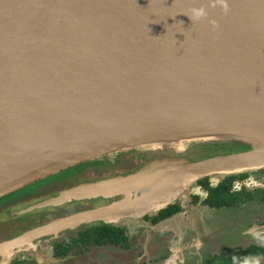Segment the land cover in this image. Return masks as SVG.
<instances>
[{"label": "water", "instance_id": "water-1", "mask_svg": "<svg viewBox=\"0 0 264 264\" xmlns=\"http://www.w3.org/2000/svg\"><path fill=\"white\" fill-rule=\"evenodd\" d=\"M206 135L257 147L198 161L147 151L134 174L32 208L120 199L0 251L92 222L117 226L202 178L264 169V0H0V198L113 153Z\"/></svg>", "mask_w": 264, "mask_h": 264}, {"label": "flooded vegetation", "instance_id": "flooded-vegetation-1", "mask_svg": "<svg viewBox=\"0 0 264 264\" xmlns=\"http://www.w3.org/2000/svg\"><path fill=\"white\" fill-rule=\"evenodd\" d=\"M178 148L181 150L183 149L184 145H177ZM223 148H218V152L222 151ZM223 152V151H222ZM128 159V163H135L140 164L142 161L145 160L137 157H131ZM122 159L119 162L109 163L108 167L111 169H118L121 168ZM94 168V167H93ZM92 169V168H91ZM98 170V169H92ZM87 169L83 168L82 171L79 172H70L73 174L78 173V176L86 175ZM68 175V174H67ZM77 176V177H78ZM234 176V175H233ZM67 177V176H66ZM256 177V176H255ZM69 178V177H68ZM80 178V177H79ZM228 177L222 179L226 180ZM78 179V178H77ZM207 179L208 186L211 188L217 187L220 182L215 185L209 182ZM200 179V180H202ZM198 182V181H197ZM195 183L194 187L191 189L190 194H186L189 199L185 201L177 199L176 203L167 205L166 208L161 209L155 214H144L140 217L136 223L139 226H136L134 229H129L127 226L121 227L119 225H109L104 224L103 222H92L89 224L82 225L78 228H75L73 231H64L57 235L51 236H44L37 240H32L31 244H25L22 247H17L16 249L7 250V251H0V264H60L64 260H69L71 258V251L73 247H81L83 249H90L91 247L103 249V248H111L117 249L124 252H127L133 249L132 242L135 241V235L133 234H141L143 236V244L141 245V254L139 257L142 258L141 264H173L175 260L182 255L183 264H220L222 260L234 258L240 252H248L250 247H256L258 249H262L264 251V190H252L248 189V186L252 184L251 175H244V176H236L235 179L232 181L229 192L231 195L239 197L241 200L238 202V205L233 207L222 206V207H215L211 206L207 200L209 198V191L204 186ZM76 183L73 182V184ZM259 186H261L260 182H255ZM72 184V183H71ZM67 185L63 188L56 187L55 184L49 183L50 189L47 191H37L33 195L31 193H24L21 196H17L14 199L4 200V197L12 194L13 192L4 195L0 198V227L4 230H14L18 235L15 238H11L7 241L16 240L18 237L24 235L28 231L46 225L50 218L55 217H67L70 215L75 214L77 211H82L85 208H98L100 206L111 204L112 202L117 201L120 198L113 197V198H97L100 201H103L105 204L97 206L96 200L92 199L91 201H87L86 205L81 203H74L72 207L66 208L65 210L62 207H40V208H32L35 204H31L27 207L17 209L21 204H25L31 201L38 200L41 196H46L50 192H55L51 196H56L62 192L70 190L71 188L79 186L78 184L74 185ZM73 186V187H72ZM254 186V185H252ZM57 188V189H52ZM20 190V189H19ZM15 192V191H14ZM17 192V190H16ZM186 195H183L182 198H185ZM49 196V197H51ZM244 199V200H243ZM44 201V200H43ZM40 203V202H39ZM37 204V203H36ZM93 205V207L91 206ZM55 209H53V208ZM45 208H52V211H43L42 209ZM62 208V209H61ZM40 210V211H37ZM172 210L170 215H166L163 217V211ZM8 214H12V217L15 219L12 220L11 216ZM35 217H32L34 216ZM7 216V217H6ZM5 218V219H3ZM11 219V220H8ZM172 219V226L167 228H163L162 225L165 221ZM227 219L233 221L230 226V231L232 233H240L241 235H247L245 238L250 243L251 240H254L252 244L246 243L248 247H238L235 244L220 246V241L215 240L213 237L215 233L213 230L217 228L220 230L221 226L224 224V221ZM8 220V221H7ZM7 221V222H6ZM220 227L215 226L207 231L204 235L198 233V230L195 228L196 224L201 226H205L206 229L208 228V224L213 222H219ZM102 225L114 226L124 228L128 235V247L125 249L114 247V246H98V245H90L87 247H82L80 244L74 243L78 235L85 230H90L95 227H100ZM201 230V228H200ZM210 232V233H209ZM49 238L50 241L47 243L46 247L49 248V255L51 257V261H47L46 257L43 255L44 252L40 249V241L45 238ZM238 236L235 235V239ZM151 242L149 243V240ZM70 240L68 243H66ZM218 241V242H217ZM0 242V243H4ZM48 242V241H47ZM217 242V243H216ZM160 243L163 244V248L159 247ZM219 247L217 250L214 249L215 245ZM62 245L64 247H71L67 254L62 256H57L56 252L59 249V246ZM32 246L35 247L32 249ZM146 248L149 251H146ZM16 253V256L12 258V255ZM19 253V254H18ZM47 253V252H46ZM9 256H8V255ZM262 256L254 255L255 259L254 262L256 264H264V252ZM157 255V256H156ZM156 256V257H154ZM221 257V260H220ZM217 258V259H216ZM55 261V262H53Z\"/></svg>", "mask_w": 264, "mask_h": 264}, {"label": "rangeland", "instance_id": "rangeland-1", "mask_svg": "<svg viewBox=\"0 0 264 264\" xmlns=\"http://www.w3.org/2000/svg\"><path fill=\"white\" fill-rule=\"evenodd\" d=\"M220 147L223 148V150H222L223 152L222 151L218 152V148H220ZM256 147H257V145L253 142H250V143L225 142L223 144L222 143L213 144L210 141H200V142H195V143H190V144L184 143V147L181 150L178 148V146L176 144L164 145V146L158 145V146L139 147V148L134 149V150H128V151L113 153V154H110L107 156V160L110 161L111 163H114V162H116V159L118 158L119 154L123 153L120 157H121V159H125V160L122 161L123 165L121 166V168H118V169H115V168L111 169V167H108V168L104 167L101 169L93 168V169H98L97 171L96 170L93 171L91 168H86L87 169L86 172H88V173H86V175H82V176H78V173H76V174L68 173V175L66 172L65 173H56L52 176H49L45 179H42V180L35 182V184H31V185H28L24 188H21L20 190H17V192L16 191L13 192L12 194L4 197V200L5 199L6 200L14 199L17 196L23 195L24 193H31L33 195L34 193H36L37 191H40V190L47 191L50 189V187L48 186L49 183L55 184V186L57 188L58 187L63 188L65 186H67L68 184L72 185L73 182H75V181H76V183H74L73 186L76 184L79 185V184H83V183L89 184V183H93V182L101 180V179H108V178L117 177V176H127L130 174H134V173L138 172L139 170H141L144 167V164H146V162H148L147 159H150V158L140 157L142 159H146V161H144V162L142 161V163H140L139 165L136 164V162L135 163H128L127 162L128 159L126 160V157H128L129 159L131 158L130 154H129V156L127 155L128 152H131V151H136L137 153H146L147 151L158 149V150H162L164 153H166L171 158H174L177 156L182 157V155H185V157L188 158L189 161H198L200 159L212 157L215 155H224V154H229V153H236V152H240V151L251 150V149H254ZM100 167H103V166H100ZM73 168L75 169V167H73ZM247 174L251 175V180L253 181L252 184H250L248 186V189L264 190V169H258V170H254V171H248V172L232 174V175L244 176ZM232 175H227V176L213 175V176H208L207 178L209 179V182L212 183V185H215L218 182H220L222 179L229 177V176H232ZM255 182H260L261 186H259ZM194 185H195V183H192L191 186H189L187 188V190H186L187 195L190 194L191 189L194 187ZM252 185H254V186H252ZM57 188H52V189L55 190ZM67 191H70V190H67ZM54 193L55 192H50L46 196L39 197L38 200L31 201V202H28L25 204H21L18 207H16L17 209H14V210H19V209L27 207L31 204H36V203L42 202L43 200L50 198L49 196H51ZM186 194H184V195H186ZM187 195L185 196V198H182L183 195L181 197H179L180 200L185 201L186 199H189ZM87 201H91V200H77V201H73V202H69V203H64V204L60 205L59 207L63 206L62 208L65 210L66 208L72 207V204H74V203H81L82 206H84L83 204L86 205ZM176 201H177V199L173 203H176ZM95 204L97 206H100V205H103L105 203L103 201H100L99 199H97ZM53 207H56V209H57L58 206H53ZM91 207H93V205ZM52 208H45L42 210L43 211L47 210L50 212L53 209H55V208H53V209ZM86 210H91V208L82 209V211H86ZM37 211H40V210H37ZM78 212H81V210ZM78 212L76 211L75 213H78ZM11 215L12 214H8V216H11ZM0 217H1V215H0ZM32 217H35V215ZM140 217H141V215L137 218L136 217H134V218L130 217L127 219H122L123 221L122 220H121L122 222L119 221L120 223H117V225H119L121 227L127 226L129 229L135 230L134 228L136 226H139V224L136 222L138 220H140ZM11 218H12V220L15 219V217H12V216H11ZM58 218H60V217L50 218L47 222L49 223V222L56 220ZM3 219H5V218H3ZM8 220H11V219H8ZM232 222L233 221L227 219L226 221H224V224L221 226L220 230H218L217 228H215L213 230V233H215V236L213 238L215 240L220 241V246L226 245V247H228V245L235 244L238 247H246V246L248 247L249 244L254 243L253 242L254 240H251L250 243L247 241V239L245 238L247 235H241L240 233H237V232L232 233L229 230L230 226L232 225L231 224ZM207 226L210 229L207 230L205 226H201L199 224H196L195 228L198 230V233H200L201 235H204L209 230L211 232V228H213L215 226L220 227V221L210 223ZM200 228H201V230H200ZM73 230L74 229L68 230V231H73ZM16 234L17 233L13 229L12 230H4L3 228L0 227V242H4V241H7L11 238H15L18 236ZM133 235H135V237H136L135 241L132 242L133 249H131L127 252L117 250V249H111V248L99 249V248L91 247L90 249L86 250V249H83L81 247H73L72 251L70 253L71 258L69 260L62 261V263H60V264H141L143 261L142 260L143 257H139V254H141V245L143 244V236L140 233L137 235L136 234H133ZM235 235L238 236L237 237L238 239H235ZM51 237H53V236H51ZM48 239H49L48 237L45 239H42V241L39 242L40 243L39 247L42 250V252H44L43 255L46 257L47 261H51V257L49 255H47V254H49L48 253L49 248L47 249L46 245H47V243H49L51 241V240L49 241ZM69 241L70 240H68L66 243H68ZM150 242H151V239L149 240V243ZM246 243H249V244L247 245ZM159 247L163 248V244L160 243ZM218 248H220L219 244L214 246L215 250H217ZM146 251L148 252L149 249L146 248ZM14 256H16V253L12 255V258ZM156 256H154V257H156ZM182 258H183L182 255L179 256L175 260V263H173V264H183ZM53 262H55V261H53Z\"/></svg>", "mask_w": 264, "mask_h": 264}, {"label": "trees", "instance_id": "trees-1", "mask_svg": "<svg viewBox=\"0 0 264 264\" xmlns=\"http://www.w3.org/2000/svg\"><path fill=\"white\" fill-rule=\"evenodd\" d=\"M123 154V153H122ZM119 154L116 162L121 161V155ZM137 158V157H149L147 153H137L136 151L128 152V156ZM146 161V159H144ZM103 166V167H100ZM109 166L107 163V156L102 157L100 159L87 161L81 164H78L75 167H70L66 170L60 171L58 173H70V172H79L82 171L83 168H104ZM72 169V170H71ZM74 169V170H73ZM70 171V172H69ZM236 176H229L226 180H223L218 184L217 187L211 188L208 186L207 179L198 180V184L204 186L209 191V198L207 202L211 206L215 207H222L228 206L233 207L238 205V202L241 200L239 197L233 196L230 194L229 189L231 186L232 181L235 179ZM35 184V183H33ZM244 200V199H243ZM242 201V200H241ZM172 210L163 211V217L166 215H170ZM76 244H80L82 247H87L90 245H98V246H114L118 248L125 249L128 247V235L124 228L102 225L100 227H95L90 230H85L84 232L80 233L76 240L74 241ZM71 247H64L62 245L59 246L58 251L56 252L57 256H62L68 253ZM248 252H240L234 258L223 259L222 263L220 264H256L252 258L255 259L254 255L262 256L263 252L262 249H258L256 247H250ZM252 257V258H251ZM217 259V258H216ZM221 260V257H220Z\"/></svg>", "mask_w": 264, "mask_h": 264}, {"label": "bare ground", "instance_id": "bare-ground-1", "mask_svg": "<svg viewBox=\"0 0 264 264\" xmlns=\"http://www.w3.org/2000/svg\"><path fill=\"white\" fill-rule=\"evenodd\" d=\"M209 138H214V136H199V137H186V138H183L181 139V141L177 142L178 145H184V143H195V142H199V141H202V140H209ZM151 146H154V145H151ZM169 151V150H168ZM66 192V191H65Z\"/></svg>", "mask_w": 264, "mask_h": 264}, {"label": "clouds", "instance_id": "clouds-1", "mask_svg": "<svg viewBox=\"0 0 264 264\" xmlns=\"http://www.w3.org/2000/svg\"><path fill=\"white\" fill-rule=\"evenodd\" d=\"M227 6L225 5V8H226ZM206 12H205V10L203 9V8H201V9H197V10H194V17L193 18H195V19H199V18H201V17H204V16H206Z\"/></svg>", "mask_w": 264, "mask_h": 264}, {"label": "crops", "instance_id": "crops-1", "mask_svg": "<svg viewBox=\"0 0 264 264\" xmlns=\"http://www.w3.org/2000/svg\"><path fill=\"white\" fill-rule=\"evenodd\" d=\"M172 224H173L172 222H169V223L166 222L165 224L163 223L162 227L167 228L169 226H172Z\"/></svg>", "mask_w": 264, "mask_h": 264}]
</instances>
